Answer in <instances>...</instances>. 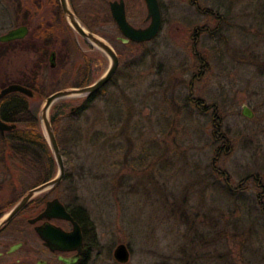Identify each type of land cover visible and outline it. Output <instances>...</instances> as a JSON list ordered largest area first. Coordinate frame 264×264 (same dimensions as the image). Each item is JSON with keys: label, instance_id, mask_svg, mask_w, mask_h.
Returning a JSON list of instances; mask_svg holds the SVG:
<instances>
[{"label": "rangeland", "instance_id": "374dc122", "mask_svg": "<svg viewBox=\"0 0 264 264\" xmlns=\"http://www.w3.org/2000/svg\"><path fill=\"white\" fill-rule=\"evenodd\" d=\"M111 1L74 0V11L86 29L104 36L119 53V71L107 90L110 95L115 91L121 104L129 103L132 119L125 113L127 125L123 120L112 130L106 94L96 99L87 112L82 146L64 153L69 180L38 196L57 195L87 210L94 230L84 264H221L230 252L246 264L249 247L264 246V0H160L161 32L136 46L113 34ZM125 1L130 21L147 26L145 0ZM18 4H24L19 12ZM59 4L0 0V35L26 17L30 27L25 42L9 51L0 46V86L25 78L35 82L41 95L28 97V102L37 113L47 96L77 80L87 62L91 82L110 65L104 52L68 26ZM39 26L46 36L55 34L49 40V53L56 52L54 66L48 54L47 67L36 68L39 57L24 50V44L36 41ZM191 92L204 107L189 99ZM55 104L52 114L70 108L63 100ZM245 105L253 117L243 114ZM97 128L109 137L91 145ZM4 156L0 146V206L12 205L39 182L38 170H20L22 163ZM217 180L230 183L236 198L248 199L247 208L254 213L249 236L216 238L220 225L243 215V206L215 190ZM27 240L25 249L0 264L18 259L36 264L40 258L57 264L39 240ZM120 243L130 248L127 263L114 258ZM7 247L0 245V251Z\"/></svg>", "mask_w": 264, "mask_h": 264}, {"label": "trees", "instance_id": "16d2710c", "mask_svg": "<svg viewBox=\"0 0 264 264\" xmlns=\"http://www.w3.org/2000/svg\"><path fill=\"white\" fill-rule=\"evenodd\" d=\"M255 1L256 0H251V2ZM71 2L72 4H75L74 0H71ZM73 6L76 7V5ZM51 43L52 42H49V40H44L43 43L40 44V56L35 64L36 68L47 67L46 65L47 60L49 59L48 54L50 51ZM9 44L11 43H0V46ZM128 44H130L131 46L142 45V43L136 42H130ZM141 58V63H143V57ZM61 61H66V59H62ZM63 63L66 64L65 62ZM90 71L91 66L90 63L87 62L85 69L78 73L77 80L73 83H68L64 88L83 87L90 85L91 83H93L91 82ZM117 74L118 72L105 86H103L96 93L87 97L77 98L79 101H81L80 103H74V99H62L65 104L69 105V110L63 109L58 113L52 114V110L56 105L54 104L51 109L50 117L63 154H69L70 150L75 151L76 149H79L80 146H82L86 133V127H84V123L87 124V112L91 108L93 102L102 95L106 94L105 96H107V112L108 116L110 117L109 121L112 125V130L118 129V126H115L116 123H122L124 120L126 122V126L128 121L132 119V110L131 106H129V103L126 104L125 102L126 106L123 103L121 104V102L115 96V91H113L110 95L111 91L109 92V90H107V86L114 80ZM9 83L10 82L8 81L6 84L0 86V90ZM18 83L31 88L35 92L34 97L41 95L40 88L36 86L35 82H32L25 78L18 81ZM125 113L130 117V119L124 116ZM0 117L4 121L16 124V128L9 132H6L5 135H2L0 133V146L2 148L3 154L5 155V159L6 155L9 154V160L11 159L14 162L18 161L19 163H22V166L19 167L20 170L26 168L38 170L39 182L32 186V188L54 178L56 173L54 164L55 159L48 145L47 139L43 133L38 113L31 109L28 102V97L22 93H11L4 97L0 101ZM60 123H62L61 129H58ZM103 137H109V134L101 130L99 131L97 128L92 136L93 143L91 142V145L99 144L100 140ZM117 138L118 137L115 136L113 139L116 140ZM119 142L120 143H118V147L122 148L123 142L121 140ZM222 182L218 181L217 183H215V190L226 195L228 198H231L233 200L235 199V203L239 208L240 205L243 206V208L240 209L243 215L239 214L237 218L235 217L233 220L228 221L225 225H220V230L217 232L216 238L220 240L226 238V236L236 238L240 235L246 234L249 236L248 233L254 231L251 227H249V225L252 226L251 219L254 213L252 208H247L248 199L241 197L242 195L236 198V190L231 188L228 182ZM258 203L263 204V201L259 199ZM10 206L12 205L9 204V207ZM242 243L246 244L247 241L243 240ZM249 248L250 251H248L250 254L248 259H246V264H264V246L261 245L259 249H255L254 247ZM223 257L224 259H221L219 261L222 262L221 264H239L234 252H230L228 256L224 255ZM220 258H222V256L219 257V259ZM252 260H255V262H253Z\"/></svg>", "mask_w": 264, "mask_h": 264}, {"label": "water", "instance_id": "95a60500", "mask_svg": "<svg viewBox=\"0 0 264 264\" xmlns=\"http://www.w3.org/2000/svg\"><path fill=\"white\" fill-rule=\"evenodd\" d=\"M64 14L66 15L70 25L75 32L85 39L92 46L98 48L104 52L110 58V65L107 70L93 83L83 87H67L57 90L47 96L44 100L42 108L38 113L39 120L43 129V133L47 139L48 145L54 156V159L58 166V172L56 176L48 181H45L33 188H31L1 219L0 229L4 227L11 219H13L34 197L49 191L58 186L65 177L66 165L64 154L58 143V139L55 133L54 126L51 122V109L56 102L62 99L68 98H81L87 97L105 86L115 75L120 65V58L114 47L104 38L97 35L94 32L87 30L81 23L80 19L72 9L69 0H59ZM149 11V17L151 18L150 24L145 28H136L129 23L126 16L125 4L123 1H114L111 3L113 16L118 26L126 36L123 38L124 42L129 40L143 43L154 40L160 33L162 28V15L160 9L159 0H145ZM28 33L27 26H21L14 28L2 35H0V42H10L16 39L25 37ZM54 57V56H53ZM51 59V65L54 66V58ZM11 93H22L27 97H34L35 92L19 83H11L3 87L0 90V101ZM243 114L247 117H253V112L248 106L243 107ZM16 128V124L4 121L0 117V132H9ZM43 218H61L71 220L74 223V230L72 232H66L61 227H57L51 224H46L37 227V231L45 244L52 250L58 251H74L78 253L73 259L60 257L66 264H76L80 258V253L84 244L83 235L80 225L74 221L72 215L68 212L66 206L58 199H52L48 202L44 211L35 219L31 220V223H35ZM16 246L12 247V250ZM131 251L127 244L120 243L114 250V258L121 262L127 263L130 259Z\"/></svg>", "mask_w": 264, "mask_h": 264}, {"label": "flooded vegetation", "instance_id": "af4514ba", "mask_svg": "<svg viewBox=\"0 0 264 264\" xmlns=\"http://www.w3.org/2000/svg\"><path fill=\"white\" fill-rule=\"evenodd\" d=\"M70 1V5L72 7V9L74 10V6L73 5H76V4H72L71 0ZM114 1H123L124 4H125V9H126V16H127V19L129 21L130 24H132L134 27L136 28H145L147 27L150 22H151V18L149 17V11H148V8H147V16L145 18V22H149L147 26L145 27H140V26H136L134 25L131 21H130V17H129V14H128V4H126V1L125 0H114ZM114 1H111L109 6H110V14H109V21L114 24V27H115V32H113V34L115 35V37L117 39H119L120 41L124 42L123 41V38H125L126 36L124 35V33L122 32L121 28L118 26L117 22L115 21L114 19V16H113V12H112V8H111V3L114 2ZM160 2V0H159ZM19 7L16 8V11L19 12V9L21 8L22 9V6L24 4H18ZM60 5V4H59ZM160 9H161V15H162V26H163V22H164V19H163V12H162V4L160 3ZM61 7V5H60ZM147 7V5H146ZM60 12H63L62 10V7L60 8ZM75 12V11H74ZM76 13V12H75ZM64 14V12H63ZM65 15V14H64ZM77 15V14H76ZM31 18V17H30ZM29 18V19H30ZM28 17H26L23 21V23L21 25H18L17 27H13L11 28L10 30L14 29V28H18V27H21V26H27L28 27V33L25 35V37L21 38V39H16L14 41H10V42H0V43H11L9 45H5V46H2V48L4 50H7L9 51L10 48H12L15 44L21 42H25L29 36V33H30V27L28 25ZM65 19L68 23V26H70L72 28V26L70 25L66 15H65ZM81 21V20H80ZM104 21L106 22V17H104ZM82 23V22H81ZM83 25V24H82ZM84 26V25H83ZM85 27V26H84ZM73 29V28H72ZM88 29V28H87ZM9 30V31H10ZM44 30V28L42 26H39L38 28V31L33 34L34 36V39L36 41L34 42H31V44L29 45H25V49L24 50H29L31 52H34L36 54V57H39L40 54H39V46L41 43H43L44 40H52L51 37L53 35H55L54 33H52V31H50L49 35L46 36L44 33H42V31ZM74 30V29H73ZM89 31L91 32H94L96 33L97 35H100L98 34L97 32L95 31H92L90 29H88ZM162 30V28H161ZM8 32V31H7ZM161 32V31H160ZM52 33V34H51ZM196 33H199V31L197 30ZM102 36V35H100ZM104 36H102L103 38ZM130 42H134V41H131L129 40L128 42H124L126 44L130 43ZM150 42V41H148ZM137 43V42H136ZM144 43V42H143ZM90 44V43H89ZM91 47H94L90 44ZM96 48V47H95ZM115 49V48H114ZM116 50V49H115ZM2 52V51H1ZM117 52V51H116ZM117 54L119 55V53L117 52ZM49 56L50 58L52 59V57L55 59L56 58V52L54 53V51L52 50L50 53H49ZM119 58H120V55H119ZM57 59V58H56ZM38 61V60H37ZM36 61V62H37ZM36 64V63H35ZM91 64V63H90ZM120 67V65H119ZM119 70V68H118ZM117 70V72H118ZM116 72V73H117ZM115 73V74H116ZM196 74H193V80L194 78H196ZM114 77V76H113ZM189 99L193 102H195V104L197 106H201V107H204V103L203 101L200 99V98H194L192 96V92H191V96H189ZM215 114V113H214ZM214 118V117H213ZM216 119V117L214 118ZM2 135H5V133H2L0 132ZM223 137V136H222ZM224 139H226L224 137ZM223 139V140H224ZM223 148H225V144L221 145L218 149V153H221L223 150ZM3 165H8V163H3ZM217 172L219 173L220 171L217 169ZM5 173V171H3V174ZM0 174H2V170L0 171ZM6 174V173H5ZM57 173H55V176H56ZM54 176V177H55ZM70 174L68 173V171L66 170V173H65V177L64 179L62 180V182L56 186L55 188L51 189L50 191L52 190H56L65 180H69V177ZM226 179L228 177H225ZM249 178V177H247ZM8 179V178H7ZM2 182L3 181H0V185L2 186ZM245 181H241L239 183V187L244 183ZM229 186H230V183H228ZM32 188V187H31ZM29 188L24 194H22L13 204L12 206L9 207V204H1L0 206V219L31 189ZM68 191L70 190V188L67 189ZM55 198H58L67 208L68 212L72 215L74 221H76L79 225H80V228H81V232H82V235H83V239H84V244H83V247H82V251L80 253V258L78 259V261L76 262V264H84V262L86 261L87 259V254H88V251H87V243H88V238H89V233L90 231L94 230V224L91 222V218L89 217L88 213H87V210L80 206V205H69V204H66L65 202H63L57 195H55L54 197L50 198V199H45L43 197H39V196H36L34 197L33 199H31L27 204L26 206L13 218L11 219L4 227H2L0 229V245L5 247L8 245L7 248H5L4 250L0 251V259H3L5 257H11V256H14L15 254H18L21 250L25 249L26 248V243L28 242L27 238L30 236L32 239H35L36 242L37 240L40 241V243L43 245V247L52 255V256H55L56 258V263L57 264H66L60 257H64V258H68V259H73L76 255H77V251L74 250V251H58V250H52L49 246H47L44 242V240L41 238V236L39 235L38 231H37V227L39 226H42V225H46V224H51V225H54V226H57V227H61L64 231L66 232H72L74 230V223L71 221V220H67V219H61V218H52V219H48V218H43V219H40L38 220L37 222L35 223H31V220L32 219H35L37 218L43 211L44 209L46 208L48 202L52 199H55ZM22 217V222L19 221V218ZM8 238H11V240H14L10 243V241L8 240ZM40 244V245H41ZM16 246L13 250H12V247ZM40 251H42L40 249ZM20 259H18L17 261H12L13 264L15 263H19L20 264ZM36 264H53L52 261L50 260H46V259H43V258H40L36 261Z\"/></svg>", "mask_w": 264, "mask_h": 264}]
</instances>
